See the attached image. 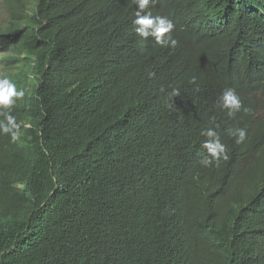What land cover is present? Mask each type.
<instances>
[{
    "label": "trees",
    "instance_id": "1",
    "mask_svg": "<svg viewBox=\"0 0 264 264\" xmlns=\"http://www.w3.org/2000/svg\"><path fill=\"white\" fill-rule=\"evenodd\" d=\"M1 6L25 95L19 139L0 134V264H264V0H156L175 49L135 33L132 0ZM207 127L218 166L199 163Z\"/></svg>",
    "mask_w": 264,
    "mask_h": 264
},
{
    "label": "clouds",
    "instance_id": "2",
    "mask_svg": "<svg viewBox=\"0 0 264 264\" xmlns=\"http://www.w3.org/2000/svg\"><path fill=\"white\" fill-rule=\"evenodd\" d=\"M132 3L137 8L133 21L135 33L143 39L151 38L160 47L175 49L178 46V41L171 35L175 28L172 20L166 16L152 15L150 11H146L150 5L156 3V0H132ZM7 22L0 25V27L6 25ZM0 68L4 69L8 76L9 70L1 61ZM24 95L25 92L18 89L12 80L6 77L0 78V134L9 135L12 142L19 139V125L16 117L12 115L11 109L16 101L22 99ZM170 96L172 98L180 96L179 90L173 89ZM217 106L227 110V115L230 118L235 117L243 107L242 101L234 88H225L222 91ZM262 119L264 120V117ZM226 132L228 136L235 138L237 144L243 143L247 136L246 130L240 127H229ZM201 135L207 137L201 145L205 154L201 156L199 163L203 167L218 166L221 160L228 159L227 146L221 142L215 127H207L201 132Z\"/></svg>",
    "mask_w": 264,
    "mask_h": 264
},
{
    "label": "rangeland",
    "instance_id": "3",
    "mask_svg": "<svg viewBox=\"0 0 264 264\" xmlns=\"http://www.w3.org/2000/svg\"><path fill=\"white\" fill-rule=\"evenodd\" d=\"M7 20H8V16H7L6 10L3 6H1L0 7V25L5 24ZM5 77L8 78L5 70L0 68V78H5Z\"/></svg>",
    "mask_w": 264,
    "mask_h": 264
},
{
    "label": "bare ground",
    "instance_id": "4",
    "mask_svg": "<svg viewBox=\"0 0 264 264\" xmlns=\"http://www.w3.org/2000/svg\"><path fill=\"white\" fill-rule=\"evenodd\" d=\"M108 25V24H107ZM110 27H111V23H110V25H109ZM114 26V25H113ZM181 56V55H180ZM181 58V57H180ZM174 62V61H173ZM177 68V67H176ZM22 78V77H21Z\"/></svg>",
    "mask_w": 264,
    "mask_h": 264
}]
</instances>
